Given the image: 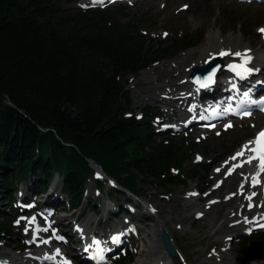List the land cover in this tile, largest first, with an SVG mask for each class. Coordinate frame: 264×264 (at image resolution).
I'll return each instance as SVG.
<instances>
[{"label": "trees", "instance_id": "obj_1", "mask_svg": "<svg viewBox=\"0 0 264 264\" xmlns=\"http://www.w3.org/2000/svg\"><path fill=\"white\" fill-rule=\"evenodd\" d=\"M127 8L0 0V242L15 236V216L5 210H19L13 196L20 186L46 194L57 178L67 202L60 207L75 211L88 198L90 181L99 193L105 189L102 179L93 178L91 164L136 198L142 185L170 192L196 178L183 173L196 145L185 137L157 136L154 115L150 109L135 113L124 86L127 77L195 38L154 50L138 25L115 19L128 16ZM109 191L118 207V198H128ZM87 208L97 211L95 201L89 198ZM240 249L264 254V231L244 239ZM133 259L126 252L116 264Z\"/></svg>", "mask_w": 264, "mask_h": 264}, {"label": "rangeland", "instance_id": "obj_2", "mask_svg": "<svg viewBox=\"0 0 264 264\" xmlns=\"http://www.w3.org/2000/svg\"><path fill=\"white\" fill-rule=\"evenodd\" d=\"M201 1L203 0H199V3ZM216 1L219 3L212 4L209 8L200 6L196 9L192 2H188V0H137L132 3L122 4L128 7L129 14L128 16H116L115 19L122 24L133 23L138 25L139 33L151 40L150 42L154 50L164 48L170 43L184 40L188 37L195 38L193 44L186 47L184 50H179V48L169 50L168 52L172 53L170 56L164 57V59L154 64L148 70H145L149 73H154L160 66L176 63L177 60L184 54H187L191 48L203 45L207 30L215 28L216 31L220 23L226 18H231V27L228 29L232 30L230 31L232 34L235 35L239 32L251 46L264 45V36L259 32V29L264 26V5L241 4L235 0ZM62 2L64 6L68 7L77 6L90 9L109 8L107 7L108 4L102 6L96 5L95 0H62ZM219 16L220 18L216 20ZM177 50H179V52L176 54ZM196 57L197 56H195L193 60H195ZM140 74L127 77L124 80V86L129 93L132 109L135 110V113L151 109L150 114L156 117L152 122V126L157 136H160L162 132H166L174 136L185 137L188 144L196 145L194 155H192L188 165L185 166L183 170L185 175L189 172V175H191L189 177L192 178V176L196 175V178L186 181L185 185L179 186L170 192L165 191L155 184L142 185V192L139 194V196H141L140 198L129 197V200L122 197L118 198L117 202L118 204H122L121 207L124 213L117 212L113 217H111L109 212L116 211L117 209L115 206H118L115 203V197L111 196L109 189H107L110 185L105 184V189L99 193L96 191L93 184H88L86 186L88 198L83 201L82 206L74 212L58 213L56 215L50 208L52 206L47 204L50 214L48 215V219L44 221L42 227L43 231L39 240L41 243H44L46 239L50 240L49 243H45L47 245L46 249L27 245L32 239V233L30 232L32 225L29 224L28 219L36 217L37 213H40V208L44 206L42 203L44 198H38L34 200L35 207H33L32 211H28L26 216L17 219L13 231L15 234L13 241L0 242V260H3V253L23 256L27 255L29 252L44 251L47 250V248L50 249L51 247H49V245L53 242V236L56 232H61V230L71 233V239L68 244L63 246V250L69 253L73 251L71 253L77 255L79 252L72 249V247L75 248L78 244H81V241L78 239L81 234L74 232V230L79 229L78 225L84 227L88 222L89 225L85 230L90 234L93 232L100 234L104 228L108 227H128L135 222L139 223L140 226L146 230L145 224H150L151 221L142 217V215L147 212L145 207H149L150 200L153 196L156 197L155 199L161 201L167 200L169 205L174 208L170 213H162L161 215H166L165 218L168 220L166 221V226L172 233L176 248L180 252V255H185L183 264H200L206 261V258H209L212 253L216 252L218 249L228 250L229 248H233L234 252H236L235 254L245 261L253 260L260 262L263 259L264 254L262 253L254 250L246 252L240 249L242 241L255 233L251 230L253 227L251 224L246 225L245 223H241L229 233L217 231V227L221 224L227 226L235 221V214H238L240 207H236L233 212L229 214L226 213L230 210L231 206L219 209L218 211L220 214L212 219V223L217 224L215 228L211 227L208 220L209 217H206L203 213H196V211L200 210L201 206L209 202L210 198L215 197L224 199L230 195L234 196L236 192L235 189H239L237 188L238 179L236 178L228 188L223 189L222 187L210 193L212 189H216L218 182H222V180H219L215 175L219 169L218 165L223 162L224 167L227 168L229 164H225V162L228 161L238 145L246 139V132H249V136L252 137L256 130L264 126V115H259V121L256 116L242 122L231 120L217 128L206 131H197L192 127L174 129L173 125L175 121L171 119L170 111L166 109H169V107H164L162 104L155 102V100L148 99L145 90L149 89L151 85L144 81L143 78L140 77ZM163 93L164 91L155 93L154 98L164 97ZM188 109L190 108H187V110ZM228 125H231V127H228ZM209 165H211V168L208 174H206L204 173V167H208ZM91 167L97 168L94 164H91ZM236 174L240 176V172H236ZM53 181L54 184H56L55 181H57L56 190L58 194L52 196L51 199H57L56 203H58V201L60 202L62 200L61 196L63 195L60 196L59 194V179L54 178ZM21 191L23 194L25 193L24 188H21ZM189 194L202 197L200 202L193 204V208L185 205V201ZM13 197L15 199V196ZM89 198L95 201L96 207L98 208V214L96 215L87 208ZM246 199L247 194L244 192L236 201L237 203L242 202L243 204V201ZM47 200L50 202V197H48ZM112 201H114L115 204H113ZM5 211L9 217L14 213V210L8 206H6ZM263 212V208L261 210L256 209L253 211V214L255 216H260ZM110 217L111 219H109ZM62 218H66L67 220L63 221L60 226L49 227L50 224H56V222ZM76 220L80 221L78 225H75ZM185 226H187V228L184 229V231H180V228H185ZM191 226L195 227L194 231L188 229ZM248 230L251 231L250 235L246 233ZM227 234L231 235L229 240L232 243L231 246L226 245L225 238L227 236L225 235ZM140 236V232H136V235L128 239L126 244L125 249H129V252L134 256L133 262L130 264L135 262L138 251L143 245ZM230 258L231 256H227L225 259L230 261ZM19 264L39 263L31 259V261H23ZM216 264L219 263L216 262Z\"/></svg>", "mask_w": 264, "mask_h": 264}, {"label": "bare ground", "instance_id": "obj_3", "mask_svg": "<svg viewBox=\"0 0 264 264\" xmlns=\"http://www.w3.org/2000/svg\"><path fill=\"white\" fill-rule=\"evenodd\" d=\"M221 1V0H220ZM188 2H192L193 6L198 9V7L202 6L204 8H209L212 4H217L216 0H203L199 3V0H188ZM221 16V14H220ZM217 17L216 20H218ZM231 18H226L223 22L220 23L219 27L216 29H208L206 32V38L203 45L200 47L191 48L187 54H184L180 57L176 63L167 64L164 66L158 67L154 73H149L147 71L140 74V77L143 78L151 87L145 90V94L148 99H153L155 102L162 104L167 110L170 111V117L175 121L174 126L179 127L180 129H184V125L187 120L194 121L197 120L198 117L201 116L200 108L197 107V104L202 101L204 94L208 92H221L223 91V96L221 98V104H229L232 99H236V93L239 95L251 96L244 87H238L235 85V91H227V89H231V87H226L224 85L225 79L229 76L226 70H220L219 76L216 79V86L207 87L212 88L209 90H203L197 92L194 88L188 83L187 78L189 75V71L193 67H200L210 58H219L223 62V67L230 61L240 62L243 59L250 58L251 64L250 67L253 70V74L250 77V83L257 85L259 89L264 87V45L263 46H251L246 39L237 32L235 35L232 34L230 28ZM216 22V21H215ZM260 29H264L262 26ZM259 29V30H260ZM228 32V33H227ZM260 32V31H259ZM262 36L264 34L261 33ZM216 41V42H215ZM221 52H230L236 53L240 52L244 55L241 57H237L235 55H225L220 56ZM196 57L195 60L193 58ZM253 87V85H251ZM254 88V87H253ZM206 89V88H204ZM164 91V97L154 98L155 93H159ZM187 108H190L192 112H188ZM165 110V108H164ZM194 115V116H193ZM258 121L260 120L259 115L256 116ZM257 121V122H258ZM264 128L261 127L260 129ZM259 129V130H260ZM259 130H256L252 137L249 136V132H246L245 140H243L237 147V149L232 153L231 157L228 159L225 164H229L227 168L224 167L223 162L218 165V170L215 175L218 177L219 184L216 186V189H212L210 193L220 189L228 188L233 183L234 179H238L236 192L233 195L227 196L224 199L219 198H210L209 202L200 207V210L196 211V213H203L206 217H209V223L212 228L217 226L216 223H212L213 217L220 214L219 209H223L226 206H231L230 210L227 211L226 214L232 213L236 207H240L238 214H235V221L225 226L221 224L217 227V231L227 232L229 233L233 229L237 227V225L241 223H245L246 225H257L264 224V212L260 216H255L253 211L258 209L261 210L264 208V181H262L259 187H253L251 182L254 180L253 176L257 173H260L258 179L262 176V172L260 167H258L257 161H253L251 163H247L246 161L254 155L253 152L244 149L245 145H249L250 148H254V137L255 133ZM249 142H252L251 144ZM241 150H244V155L242 157H238L237 159H233L234 156ZM242 164L241 168H238L239 164ZM236 172H240L236 174ZM247 194V199L240 203H237L236 199L240 197L243 193ZM153 196L150 200L149 207H145V212L142 217L149 219L151 221L150 224L146 223L144 230L142 227L139 230L141 234V240L143 241L142 247L138 251L137 259L132 264H183V259L185 260V255H180V252L176 248L174 239L172 238V233L169 228L166 226V215H161L162 213H170L174 210L171 207L167 200H158ZM202 197H196L193 194H189L185 201V205L187 207H194L193 204L196 202H200ZM115 204V203H114ZM49 212V211H48ZM225 214V215H226ZM224 215V216H225ZM222 216V215H221ZM256 219H260L255 223ZM31 219H28L30 221ZM67 220L66 218L60 219L58 222L63 223V221ZM89 225L85 224L84 227L80 230V232H84L86 227ZM257 225L256 227L258 228ZM185 228L181 227L180 231ZM191 231H194L195 227L191 226L188 228ZM162 230H165L170 238L172 245L176 250V254L174 257L170 258L166 255L163 250L161 241H160V233ZM42 230H38L34 232V234L39 235ZM225 238L226 245L231 246L232 243L229 241L231 235L227 234ZM224 237V236H223ZM33 245L37 247L40 245L39 239L32 240ZM46 248V244L44 247ZM59 250V252L57 251ZM233 248H229L228 250L218 249L216 252L212 253L209 258H206V261L201 262L200 264H264V257L260 262L257 261H245L243 258L237 256L235 254ZM227 256H231L230 261L225 259ZM61 257V250L57 247L50 248L46 252H29L27 255H10V254H2V258L4 262H8L11 264H19L23 261H31L34 259L35 262H41L44 259H52L53 262H57ZM255 258V257H254ZM27 259V260H25Z\"/></svg>", "mask_w": 264, "mask_h": 264}, {"label": "water", "instance_id": "obj_4", "mask_svg": "<svg viewBox=\"0 0 264 264\" xmlns=\"http://www.w3.org/2000/svg\"><path fill=\"white\" fill-rule=\"evenodd\" d=\"M222 68V63L217 58H212L203 67H194L191 69L188 82L197 90H202L207 87H202L211 80L210 86L216 83V78L219 71ZM214 73V75H213ZM160 241L165 253H167L171 258L175 256L176 252L170 243L169 236L165 230L160 233Z\"/></svg>", "mask_w": 264, "mask_h": 264}, {"label": "snow or ice", "instance_id": "obj_5", "mask_svg": "<svg viewBox=\"0 0 264 264\" xmlns=\"http://www.w3.org/2000/svg\"><path fill=\"white\" fill-rule=\"evenodd\" d=\"M100 2H102V0H100ZM259 31L262 34H264V29H260ZM225 55H235L237 57H241L244 54H242L240 52H236V53L221 52L220 53V56H222V57L225 56ZM248 59H250V58H248ZM213 75H214V73H213ZM211 82L212 81L209 80V82L206 83V84H203L202 87H209ZM228 127H231V125H228ZM249 143L251 144L252 142H249ZM255 144H256V146L254 148H250L249 145H245L244 146V149H247V150H249V151L254 153L253 157L250 160L246 161V162L247 163H251L252 160L258 161L260 169H261V172L264 173V131H262V132H260L258 134V136L256 138V141H255ZM243 155H244V150H241L240 152H238L236 154V156L233 157V159H237L238 157H242ZM259 183H260V180L257 178L255 180L253 186L258 185ZM262 227H264V225H262ZM60 239H62V238H60ZM112 239H113V241L115 243H119L120 242V238L118 236H114ZM45 243H47V241H45ZM96 243L98 244L99 242L97 241ZM57 251L59 252V250H57ZM65 264H67V262H65Z\"/></svg>", "mask_w": 264, "mask_h": 264}]
</instances>
